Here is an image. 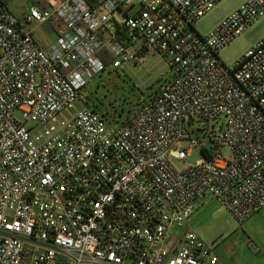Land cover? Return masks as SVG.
I'll list each match as a JSON object with an SVG mask.
<instances>
[{
  "label": "built area",
  "instance_id": "obj_1",
  "mask_svg": "<svg viewBox=\"0 0 264 264\" xmlns=\"http://www.w3.org/2000/svg\"><path fill=\"white\" fill-rule=\"evenodd\" d=\"M222 1L35 0L20 18L0 0V264H221L186 229L195 212L216 199L242 224L264 208V39L231 66L219 56L264 0L199 34ZM52 21L64 29L44 49L27 26ZM144 48L173 74L157 94L113 129L75 108ZM197 122L218 125L210 147Z\"/></svg>",
  "mask_w": 264,
  "mask_h": 264
},
{
  "label": "rangeland",
  "instance_id": "obj_2",
  "mask_svg": "<svg viewBox=\"0 0 264 264\" xmlns=\"http://www.w3.org/2000/svg\"><path fill=\"white\" fill-rule=\"evenodd\" d=\"M9 9L22 18L35 0H5ZM246 0H223L195 23L201 35L210 34L227 16L234 13ZM37 24H28L35 31L37 40L45 39V33L37 30ZM43 36V37H42ZM264 39V17L220 51V58L231 66ZM134 51V49H131ZM173 74L165 58L150 49L140 61L127 62L116 70L107 68L94 78L82 91V98L75 108L89 105L104 116L110 128L121 125L137 111L139 106L157 94ZM19 118H22L19 115ZM29 123L27 126H30ZM218 125L214 122H197L192 139L201 146L210 147L207 133ZM193 130V128H192ZM230 156L228 147L220 151ZM203 157L199 147L192 150L186 160H173L182 170L194 166ZM186 229L198 234L213 248L221 264H264V208L240 224L226 207L216 199H207L190 219Z\"/></svg>",
  "mask_w": 264,
  "mask_h": 264
},
{
  "label": "crops",
  "instance_id": "obj_3",
  "mask_svg": "<svg viewBox=\"0 0 264 264\" xmlns=\"http://www.w3.org/2000/svg\"><path fill=\"white\" fill-rule=\"evenodd\" d=\"M36 24H37L36 29L43 31V33H45L46 38L41 40V41L37 40L35 31L32 29H30V30L33 32L34 37H35L36 41L38 42V44L44 49H48L50 47V45L56 40L58 33L63 31V29H64L63 27L59 26V23H57L56 21H52L50 24H44V25H40L38 23H36Z\"/></svg>",
  "mask_w": 264,
  "mask_h": 264
},
{
  "label": "trees",
  "instance_id": "obj_4",
  "mask_svg": "<svg viewBox=\"0 0 264 264\" xmlns=\"http://www.w3.org/2000/svg\"><path fill=\"white\" fill-rule=\"evenodd\" d=\"M149 50L147 49V48H144L142 51H141V53H140V56L141 57H145L146 55H147V52H148ZM141 59H139V61H140ZM109 61H110V58L109 57H106L105 58V62L107 63V64H109Z\"/></svg>",
  "mask_w": 264,
  "mask_h": 264
}]
</instances>
